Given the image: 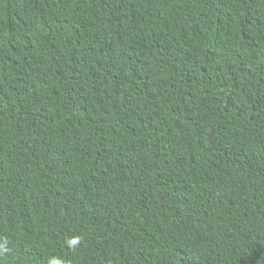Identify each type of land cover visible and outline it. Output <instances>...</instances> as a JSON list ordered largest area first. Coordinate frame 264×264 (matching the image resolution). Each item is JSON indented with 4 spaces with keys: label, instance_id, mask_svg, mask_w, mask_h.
<instances>
[{
    "label": "trees",
    "instance_id": "16d2710c",
    "mask_svg": "<svg viewBox=\"0 0 264 264\" xmlns=\"http://www.w3.org/2000/svg\"><path fill=\"white\" fill-rule=\"evenodd\" d=\"M0 264H264V0H0Z\"/></svg>",
    "mask_w": 264,
    "mask_h": 264
}]
</instances>
